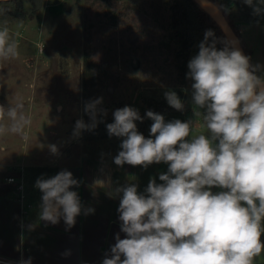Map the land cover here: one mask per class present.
<instances>
[{
  "label": "clouds",
  "instance_id": "clouds-1",
  "mask_svg": "<svg viewBox=\"0 0 264 264\" xmlns=\"http://www.w3.org/2000/svg\"><path fill=\"white\" fill-rule=\"evenodd\" d=\"M243 2L253 15L264 14V0ZM217 42L206 31L187 64L194 115L202 119L207 134L192 136L196 119L166 122L148 110L146 117L153 123L145 137L135 123L144 118L130 106L116 109L113 122L106 125L109 137L122 138L114 157L117 166L147 169L163 162L168 169L159 174L161 183L150 178L143 193L135 183L115 189L122 194L117 211L125 237L115 235L111 256L102 264H254L264 251V76L256 74L260 66H253L231 42L223 41L219 49ZM18 48L7 19L0 21V61L18 58ZM164 95L169 106L184 110L185 102L175 91ZM101 103L102 98L86 102L90 122L77 120L74 138L103 122L98 115L107 112L98 108ZM31 124L22 97L0 104V137L11 133L27 141ZM48 147L58 154L56 145ZM78 183L68 170L37 178L34 186L42 193L39 220L55 225L62 218L71 228L77 216L93 213L71 190ZM20 264H31V258Z\"/></svg>",
  "mask_w": 264,
  "mask_h": 264
},
{
  "label": "rangeland",
  "instance_id": "rangeland-1",
  "mask_svg": "<svg viewBox=\"0 0 264 264\" xmlns=\"http://www.w3.org/2000/svg\"><path fill=\"white\" fill-rule=\"evenodd\" d=\"M23 5L28 11L32 8L29 0H23ZM4 19L18 42L19 56L0 61V73L4 74L0 104H14L16 97H22L32 124L27 141L11 133L0 137V171L23 168L28 178L30 168L54 163L60 151L70 153L68 159L78 153L108 158L122 138L94 139L106 145L97 149L82 137L83 131L79 137L72 136L77 120L90 122L84 111L86 102L98 98H102L98 108L107 112L106 116L98 115L103 121L100 126L112 123L113 112L124 106L138 109L142 117V112L166 102L164 93L173 90L191 104L192 111L183 121H198L192 136L207 134L202 119L194 115L192 81L186 76L187 64L198 53L201 41L195 44L182 77L166 0H111L109 5L96 0L80 4L44 0L32 19L10 14L0 16V21ZM243 27L249 34H243ZM241 32L244 42L252 37L254 43L255 34L249 26H241ZM250 60L253 66H260L256 74L264 76V53L259 43ZM143 121L135 123L142 129ZM49 145H56L58 154L51 153ZM254 264H264V251Z\"/></svg>",
  "mask_w": 264,
  "mask_h": 264
},
{
  "label": "crops",
  "instance_id": "crops-1",
  "mask_svg": "<svg viewBox=\"0 0 264 264\" xmlns=\"http://www.w3.org/2000/svg\"><path fill=\"white\" fill-rule=\"evenodd\" d=\"M246 25L255 34L254 43L251 42L252 37L248 41L245 38L244 42L250 50V57L259 43L264 24L258 29L252 28L253 23ZM242 31L243 34L247 32L245 27ZM89 141L97 149L106 148V145L102 146V140H99L100 145L95 140ZM120 150L113 145L108 158L78 153L71 159L66 158L70 153L64 156L60 151L54 163L49 164L56 168L57 173L70 171L79 182L71 190L78 193L85 208L94 209L93 213L77 216L71 228L62 218L55 225L39 220L42 193L34 186L36 180L24 179L23 197L20 199L0 194V259L20 263L22 259L31 258V264H102L106 255L110 257L115 235L119 233L122 239L125 237L120 231L117 211L122 194H117L115 189L135 183L138 191L143 193L150 178L161 183L159 174L168 169L163 162L153 163L147 169L126 163L122 167L117 166L114 157ZM21 170L25 176L24 169ZM0 182L10 183L6 178Z\"/></svg>",
  "mask_w": 264,
  "mask_h": 264
},
{
  "label": "trees",
  "instance_id": "trees-1",
  "mask_svg": "<svg viewBox=\"0 0 264 264\" xmlns=\"http://www.w3.org/2000/svg\"><path fill=\"white\" fill-rule=\"evenodd\" d=\"M32 4V8L28 11L24 5L23 0H9L0 1V11L6 10L5 14H10L16 18L26 20L34 18L41 10L44 0H29ZM76 4H80L82 0H73ZM102 1L106 5H109L111 0H96ZM223 12L226 19L230 23L235 33L239 36L240 41L245 49L247 56L249 57L250 50L246 48L243 35L241 32V26L249 23L263 25L264 14L260 16L253 15V9L246 5L243 0H212ZM170 9V26L173 34V38L177 43V49L175 51V57L179 61L178 67L181 66L179 72L182 77L186 73V62L188 61L191 52L197 43V41H203L206 31L211 30L217 39V48L224 46L223 41H228L227 36L224 34L221 27L217 22L205 12L194 0H166ZM211 42V38H210ZM259 45L264 53V30L259 36ZM185 102V108L183 111H177L168 105L167 101L160 103L156 107H152V110L164 116L165 121H171L174 119L184 120V116L192 111L191 104L187 99H183ZM146 110L142 112L144 118L142 129L137 126L139 132L144 136H149V125L153 123L146 117ZM150 122V123H148ZM106 125L97 126L92 131L84 130L82 137L86 140H94L99 138H109ZM115 137V136H112ZM23 171L21 168L18 170L11 169L9 172L0 171V179L8 176H14L19 179ZM28 178L24 176L25 180H37V178L44 176L50 178L57 174L56 168L49 165L37 166L30 168L27 171ZM0 194L10 196L14 199H20V192L18 191V183H2L0 182ZM262 227H264V221H262ZM261 243L264 244V233L261 234Z\"/></svg>",
  "mask_w": 264,
  "mask_h": 264
},
{
  "label": "water",
  "instance_id": "water-1",
  "mask_svg": "<svg viewBox=\"0 0 264 264\" xmlns=\"http://www.w3.org/2000/svg\"><path fill=\"white\" fill-rule=\"evenodd\" d=\"M9 1V0H0ZM205 12H207L221 27L224 34L227 36L229 42L233 47L238 48L244 55L247 56L245 49L240 41L239 36L235 33L230 23L226 19L222 10L212 0H194ZM74 131V128L73 130Z\"/></svg>",
  "mask_w": 264,
  "mask_h": 264
},
{
  "label": "built area",
  "instance_id": "built-area-1",
  "mask_svg": "<svg viewBox=\"0 0 264 264\" xmlns=\"http://www.w3.org/2000/svg\"><path fill=\"white\" fill-rule=\"evenodd\" d=\"M6 181L10 183H18V191L20 192V197H23V187H24V174L22 173L21 177L17 179L14 176H8L6 177ZM1 263L4 264H20V263H12L10 261H5L3 259H0Z\"/></svg>",
  "mask_w": 264,
  "mask_h": 264
}]
</instances>
